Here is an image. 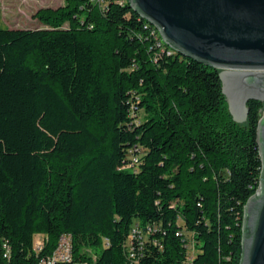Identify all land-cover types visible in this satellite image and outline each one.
I'll return each mask as SVG.
<instances>
[{
	"label": "trees",
	"instance_id": "1",
	"mask_svg": "<svg viewBox=\"0 0 264 264\" xmlns=\"http://www.w3.org/2000/svg\"><path fill=\"white\" fill-rule=\"evenodd\" d=\"M34 18L46 28L0 30V264H30L37 234L47 252L69 234L78 260L135 264L136 223L159 229L137 264H240L264 102L234 121L221 71L157 47L129 5L66 0Z\"/></svg>",
	"mask_w": 264,
	"mask_h": 264
},
{
	"label": "water",
	"instance_id": "2",
	"mask_svg": "<svg viewBox=\"0 0 264 264\" xmlns=\"http://www.w3.org/2000/svg\"><path fill=\"white\" fill-rule=\"evenodd\" d=\"M171 51L220 70L234 121L250 101L264 102V0H129ZM262 170L244 209L240 264H264V113L257 127Z\"/></svg>",
	"mask_w": 264,
	"mask_h": 264
},
{
	"label": "built area",
	"instance_id": "3",
	"mask_svg": "<svg viewBox=\"0 0 264 264\" xmlns=\"http://www.w3.org/2000/svg\"><path fill=\"white\" fill-rule=\"evenodd\" d=\"M83 1H85L86 5L91 7L92 11L96 10L101 15H105L112 4L121 7H125L126 5H129V0H83ZM149 26L154 29L152 33L153 35L154 33L158 34L159 38L157 37V42H158L157 47L160 48L162 45H164L161 36L156 28L152 27L150 24ZM169 54L170 55L173 54V51H171ZM134 113L135 110L132 112V118ZM138 152H140L138 149L133 150L130 156V162H128V164H126L121 169H136L137 166L140 164V158H141V155H137ZM145 229L146 230H144L138 223L134 224L129 234L128 241L126 242L125 245V249L129 256V259L135 262V264L138 263L137 261L138 255H141L144 252L147 237L159 231L157 225L147 226ZM187 238L190 241V243L188 244V249H189L188 262L192 263L194 257H191L190 253L192 251H195L194 243L191 240L192 239L191 234H188ZM47 243H48V237L46 235L37 234L33 237L32 248L28 252L26 257L27 259L31 260L30 264H90L87 261L77 259L76 254L74 252L72 236L69 234H64L60 237L57 246L53 251H48V252L46 251ZM105 244L109 245L108 240H105ZM0 248L2 251L3 259L9 262L11 259V248L9 244L6 241L0 240Z\"/></svg>",
	"mask_w": 264,
	"mask_h": 264
},
{
	"label": "rangeland",
	"instance_id": "4",
	"mask_svg": "<svg viewBox=\"0 0 264 264\" xmlns=\"http://www.w3.org/2000/svg\"><path fill=\"white\" fill-rule=\"evenodd\" d=\"M65 5L66 0H0V30L45 29V26L35 20V15L40 10H56ZM143 117V112L133 114L136 123L142 121ZM196 253L192 251L190 256L195 257Z\"/></svg>",
	"mask_w": 264,
	"mask_h": 264
}]
</instances>
